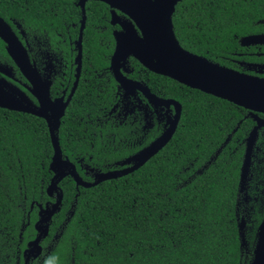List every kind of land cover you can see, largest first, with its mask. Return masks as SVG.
<instances>
[{
	"label": "trees",
	"instance_id": "16d2710c",
	"mask_svg": "<svg viewBox=\"0 0 264 264\" xmlns=\"http://www.w3.org/2000/svg\"><path fill=\"white\" fill-rule=\"evenodd\" d=\"M32 1L31 11L20 5L15 9L27 38L35 44L31 55L37 58L49 42L70 57L67 39L76 38L78 28L64 25V36L58 32L62 23L80 15L70 14L69 0H60L59 8L52 11L40 6L41 0ZM244 8L237 0H181L172 15L173 30L181 44L203 53L201 26L208 25V32L214 33L207 38L212 49L215 41L230 40L229 33L246 31L236 29L237 25L253 24L259 18ZM104 10L100 1H92L86 10L80 81L56 132L63 156L82 176L80 163L101 170L109 164L118 168L117 161L158 134L135 144L126 124L102 116L116 101L115 82L107 69L113 38L105 27ZM5 61L9 56L0 39V62ZM131 63L132 77L182 104L178 127L165 146L132 172L78 189L70 176L60 181L63 199L57 216L75 200L74 214L63 232L62 252L72 251L75 264H250L256 227L264 214L260 201L248 199L251 207L242 201L237 204L243 138L250 120L232 102L154 73L136 59ZM239 119L238 129L231 132ZM257 145L264 155V143ZM52 154L42 118L0 107V264L15 263L19 227L29 204L49 199L45 188L52 176ZM257 192L247 191L251 196ZM29 215L33 218L35 212L29 210ZM237 215L249 219L247 249L240 248Z\"/></svg>",
	"mask_w": 264,
	"mask_h": 264
},
{
	"label": "water",
	"instance_id": "95a60500",
	"mask_svg": "<svg viewBox=\"0 0 264 264\" xmlns=\"http://www.w3.org/2000/svg\"><path fill=\"white\" fill-rule=\"evenodd\" d=\"M85 1H79L82 7V19L77 41V69L79 68L82 56L81 41L85 21ZM100 1L109 4L113 8H119L128 15L129 19L122 22L123 31L114 33L116 46L111 57L110 68L113 71L115 79L124 86L125 90H127L126 92L137 88L154 104L164 105L167 109L173 104L176 112L173 120L167 122L168 126L158 136L136 153L119 162L122 167L108 172L97 173L96 179L93 182L84 181L76 172L75 164L63 156L58 136L55 132L59 127L60 118L64 107L68 103V99L64 102L62 101V97L51 99L49 93L51 84L50 75L48 74L44 78L41 77L30 59L26 46L0 17V39L5 44L8 56L31 84L30 91L38 103L37 105L33 104L22 90L12 85L6 79V77L12 76L10 68L0 63V73L2 74V77H0V107L44 118L47 122L53 148V154L49 163V169L53 172V176L46 187V193L49 196L56 193V198L50 208L47 206L43 208L39 205L41 217L38 223L42 225L43 230L35 238L34 244H37L40 235L43 234L45 236L47 234V221L59 208L63 192L58 183L65 176L70 175L76 187H89L102 180L125 175L143 165L165 146L173 136L180 116V103L172 100V98H159L149 92V89L140 84V82L133 81L124 76L120 71V67L124 66L125 59L128 56H132L142 66L154 73L167 76L186 86L220 97L238 106L264 113V78L244 74L210 62L181 46L175 36L172 22V14L174 13L176 4L180 0H163V3L160 0ZM112 17H114V14H112ZM73 90L74 87L70 95ZM257 125L260 126L261 123L258 121ZM256 138L257 131L255 127L245 139V148L240 167V187L244 184L248 173ZM227 139L228 137L225 142ZM245 226V217L242 215L240 222H238L241 249L247 247ZM251 264H264V217L257 226Z\"/></svg>",
	"mask_w": 264,
	"mask_h": 264
},
{
	"label": "flooded vegetation",
	"instance_id": "af4514ba",
	"mask_svg": "<svg viewBox=\"0 0 264 264\" xmlns=\"http://www.w3.org/2000/svg\"><path fill=\"white\" fill-rule=\"evenodd\" d=\"M54 1L57 2V5L54 3ZM79 1L80 0H69L68 5L70 6L69 8L71 12L70 14L71 15L79 14L80 17L77 20H71L68 23L64 22V24L62 23L60 27L61 32H58L59 36H64V32H63L64 25L67 29H69L70 27L74 29L78 28L77 37L73 39L69 37L67 39V42H68L67 44L71 50L72 55L66 58L61 48H59L58 46H55V44L53 46H50L49 42H46L44 45H46L47 47L45 49L39 50L38 53H41V54L37 58H35L31 55V51L33 50V46L35 44L33 42H30L29 39L27 38L25 29L22 26V24L18 21V19L16 18V13H15V9L17 8L18 5L21 6V9H28V10L30 9L31 11L33 7V1L32 0H23V1L22 0H0V17L9 25V28L13 32L16 33V35L21 40V42L26 46L30 59L36 66L41 77L44 78L48 74L50 75L49 79L51 80V84L49 87V93H50L51 99L62 97L63 102L68 99V103L64 107L63 114L60 118V124L65 114L67 113V109L69 107L71 100L74 97L75 90L79 84L80 76H81L82 56H81V62H80L78 69H77L78 63L76 62V58H78L77 41H78L79 34H80V26H81V19H82V7L79 4ZM92 1H100V0H86L85 1V4H84L85 20L87 16L86 10L87 8H89V5ZM100 2H102L105 5L104 12L108 14V18L106 19L107 26L105 27L110 28V32L113 38V48L110 53L109 65L107 69L109 70L111 77L113 81L115 82V96H116V101L110 105L108 110H103L102 116L103 117L106 116V119L112 121L111 123L115 124L118 122V123L126 124L127 125L126 128H128V135L133 139V142L135 144H141L149 136H151L154 132L158 131V134L156 135L158 136L168 126L167 122L173 120L174 118V115L176 112L175 107L172 104V106L169 109H167V107L164 105H160L158 103L154 104V102L149 101L146 95L137 88L130 90V92H126L127 90H125L124 86L118 80L115 79L113 71L110 68L111 57L114 53L115 46H116V40L114 37V33L123 31L124 28H123L122 22L125 20H129V19H128V15H126L119 8L117 7L113 8L109 4L103 1H100ZM179 2H181V0ZM28 4L29 6H27ZM59 4H60V0H41L40 6L44 7L46 5L45 10H47V7H49V9L52 11V10L58 9ZM237 4L239 6H244L245 7L244 9H246V11L249 10L250 12L252 13L255 12L257 15H259V18H257L255 23L253 24H248L246 26L245 25L236 26L237 27L236 29L246 30L245 32L243 31L244 33L239 34L236 32H231L228 34V36L230 37L229 38L230 40L224 41L221 39L219 41H215V43H217V46H215L212 49H209L208 47L209 41L207 38H209L214 33L210 34L208 32V25H202L201 29L203 31L201 32V38L204 39L203 40V48H204L203 53L192 51L189 46L185 47L183 44H181L180 42L179 43L185 49L204 57L210 62L239 71L244 74L256 76L259 78H264V0H237ZM112 14H114V17H112ZM84 26H85V21H84ZM84 26H83V29H84ZM215 34L219 35V33H215ZM32 40L33 38L31 39V41ZM61 40L65 41V37H62ZM38 49H40V46H38ZM131 59H135V58H133L132 56H128L125 59L124 66L120 67V71L122 72L124 76L132 79L133 81L140 82V84H142L143 86H146L149 89V92H151L152 94H154L155 96L159 98H172V100L178 101L177 99L173 97H163L157 94L155 91H152V89L147 85L145 81L132 77L131 73L134 70V66L131 63ZM0 63L10 68L12 76L6 77V79L12 85L22 90L28 96L29 100H31L33 104L37 105L38 104L37 99L30 91L31 84L25 78L22 72L17 68V66L14 64L11 58L9 57V61L0 62ZM16 70L19 72V76L16 75ZM0 77H2L1 73H0ZM73 87H74V90L72 94L70 95ZM180 105H181L180 116H179L177 126L175 128L174 133L176 132V129L180 121L181 113H182V104L180 103ZM240 109H241L240 112L242 113V117L250 120V126L249 127L247 126L248 128L247 134L243 138L244 148H245L246 137L250 134V132L255 127L257 131V138L254 144L253 150H252L250 165H249V169H248L245 182L240 187L239 185L240 178L238 181L237 189L239 191V194L237 198V204L238 203L240 204L241 203L240 201L244 203H248V199L249 200L253 199L254 201H260V203L258 204L263 206L264 204V155H261L258 153L257 143H260V144L264 143V113L260 111L250 110L244 107H241ZM75 117H76V114H74V118ZM42 119L45 121L44 118ZM258 121L261 123L260 126L257 125ZM240 122H241V119H239L236 127H234L231 132H234L235 130L238 129ZM45 123L47 126L46 121ZM58 129L55 132H58ZM133 135L134 137H132ZM155 137H153L152 139H154ZM229 137H231V133L228 134V139ZM260 138L262 140H259ZM224 144H225V141H224ZM144 146H142L141 148H143ZM119 162L120 161H117L115 163V165L119 166L118 168L122 167L119 164ZM107 167L108 168L106 170H101L100 168L91 167L86 163H80V168L83 171V176L84 175L87 176L86 179L83 178V176L79 173L77 168H76V172L84 181L90 183V182L95 181L97 173L108 172L110 170L116 169L112 167L111 164L107 165ZM52 176H53V172H52ZM67 176H70V175H67ZM78 187L75 186V189H78ZM252 189L257 190L259 192L254 193L253 196L248 195L247 191L252 190ZM45 191H46V188H45ZM47 196L49 197V199L45 201H42V202L32 201L29 204V209L26 210V216L22 219V222L19 227L17 242L15 245L16 259H15L14 264H75L74 263L75 258L73 257L72 251L63 253L62 249L60 248L62 237H63V232L66 227V224L70 220L71 216L74 214L75 200L69 203L68 207L65 209L62 216L60 215L57 216L58 213L62 209V201H61L59 208L50 216V219L47 221V225H48L47 234L45 236L43 234L40 235L37 241V244L33 243L37 235L40 234L41 231L43 230V227H41L42 225L38 223V220L41 217L39 205H41L43 208H45L46 206L50 208L52 203H54L55 201L56 193H53L51 196L47 194ZM249 206L251 207V205ZM29 210L35 212V216L33 218L30 217ZM241 216L237 215L238 222H240ZM263 217H264V214L262 218ZM248 221H249L248 217H245L246 226L248 224ZM256 231H257V227H256ZM244 249H247V247ZM252 256H253V250H252ZM251 261H250V264H251Z\"/></svg>",
	"mask_w": 264,
	"mask_h": 264
},
{
	"label": "snow or ice",
	"instance_id": "6c2138e0",
	"mask_svg": "<svg viewBox=\"0 0 264 264\" xmlns=\"http://www.w3.org/2000/svg\"><path fill=\"white\" fill-rule=\"evenodd\" d=\"M161 3H163V0H160Z\"/></svg>",
	"mask_w": 264,
	"mask_h": 264
}]
</instances>
